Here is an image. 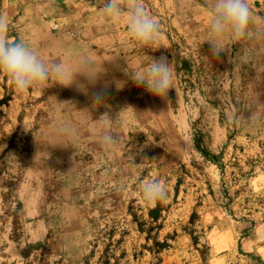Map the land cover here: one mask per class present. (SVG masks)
I'll return each instance as SVG.
<instances>
[{
	"label": "rangeland",
	"instance_id": "obj_1",
	"mask_svg": "<svg viewBox=\"0 0 264 264\" xmlns=\"http://www.w3.org/2000/svg\"><path fill=\"white\" fill-rule=\"evenodd\" d=\"M106 2L0 0V38L46 65L79 72L90 55L104 69L86 92L53 74L19 91L0 71V264H264V0H247L246 34L218 57L211 0H137L159 25L148 43L125 16L101 22ZM161 56L172 81L158 98L132 78ZM86 106L115 142L95 158L66 150ZM150 182L166 193L154 205Z\"/></svg>",
	"mask_w": 264,
	"mask_h": 264
},
{
	"label": "clouds",
	"instance_id": "obj_2",
	"mask_svg": "<svg viewBox=\"0 0 264 264\" xmlns=\"http://www.w3.org/2000/svg\"><path fill=\"white\" fill-rule=\"evenodd\" d=\"M206 42L210 46L211 54L218 57L225 50V37L238 40L246 34V29L251 18L247 0H211L208 10ZM126 17L129 36L134 41L148 43L155 39L159 33L158 23L147 16L137 0H131L127 12H123L116 0H107L100 11V20H118ZM7 30V23L0 20V33ZM80 71L75 72L69 65L57 63L46 65L38 54L28 47L23 41L8 43L0 38V71L4 72L9 81L19 91H26L37 82H44L49 74L58 78L62 87L73 84L81 91H87V85L94 84L104 69L97 66L90 55H81L79 58ZM84 78V82L76 80V76ZM132 81L143 85L145 90L155 97H166L171 89L172 68L168 59L161 56L152 59L146 75L134 76ZM103 93H97L93 100L101 104ZM255 118V114L253 116ZM99 140L108 147L114 146L113 137L103 128L95 130ZM143 199L146 203L154 205L157 200L165 198L166 193L159 182H150L143 185Z\"/></svg>",
	"mask_w": 264,
	"mask_h": 264
},
{
	"label": "crops",
	"instance_id": "obj_3",
	"mask_svg": "<svg viewBox=\"0 0 264 264\" xmlns=\"http://www.w3.org/2000/svg\"><path fill=\"white\" fill-rule=\"evenodd\" d=\"M68 120L76 130V137L72 142L64 141L67 144L68 153H78L80 150L81 153L90 154L93 158L98 153H108V146L106 148L100 142L98 133L95 131L106 126L107 122L94 116L90 107L77 108L74 116L69 117ZM104 128L103 130L108 132L107 126ZM60 172L66 174L67 179L78 175V170L75 169L62 168Z\"/></svg>",
	"mask_w": 264,
	"mask_h": 264
}]
</instances>
